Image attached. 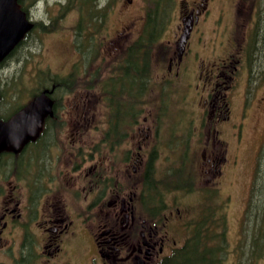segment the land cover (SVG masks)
I'll use <instances>...</instances> for the list:
<instances>
[{
    "label": "flooded vegetation",
    "instance_id": "af4514ba",
    "mask_svg": "<svg viewBox=\"0 0 264 264\" xmlns=\"http://www.w3.org/2000/svg\"><path fill=\"white\" fill-rule=\"evenodd\" d=\"M38 2L16 0L31 23L27 35L32 39L37 26L49 30V24L35 21ZM236 4L186 0L163 55H153L157 40L147 41L146 47L138 35L116 55L124 57L117 74L106 70L99 76L96 69L59 76L48 71V85L32 91L26 102L42 93L51 101L37 134L16 151L0 152V264H166L191 237L197 211L189 202L177 206L164 200L173 186L157 181L153 173L152 154L160 143L156 119L191 95L181 121L183 126L200 122L193 133L202 137L204 172L216 179L226 161L229 165L228 155L236 164L245 123L264 112V91L256 90L264 83V13L259 20L260 4L253 2L239 33ZM80 26L74 25L78 39L74 31L70 40L78 64L84 58L108 59L112 31L103 35V53H92L95 28L87 34ZM83 37L88 40L82 45ZM131 52L142 59L127 60ZM149 89L155 103L146 107L143 101L136 110ZM1 91L0 105L5 94L15 100L12 90ZM143 111L147 115L137 119ZM173 119L177 126V116ZM260 136L252 149L256 156L264 149V128ZM176 137L172 128L169 142ZM208 206L205 228L224 234L223 223L216 222Z\"/></svg>",
    "mask_w": 264,
    "mask_h": 264
},
{
    "label": "rangeland",
    "instance_id": "374dc122",
    "mask_svg": "<svg viewBox=\"0 0 264 264\" xmlns=\"http://www.w3.org/2000/svg\"><path fill=\"white\" fill-rule=\"evenodd\" d=\"M70 1L40 0L37 5L38 10L34 12L35 21L40 22L42 26H44L43 24H49V30L44 31L42 28H37L41 26H37V30L33 33L34 39L28 38L32 41L17 48L14 56L6 59L3 65L0 66V78L4 92H8V90L15 92V100L11 105L9 104L11 95L5 94L6 101L2 109H5V107H8V109L4 110L3 114L9 113L16 106L27 102L32 91L48 84V82L40 80L41 78L47 79L48 71L59 76L66 74L69 70H75L79 76L83 72L92 73L96 69H98V72L101 71L99 76L106 70L116 74L119 73V71H116L117 66L120 61H123L124 57L118 59L116 55L121 52L122 46L137 38L143 31L144 20L149 22L152 19V16H146L148 9L151 8L150 0H72L71 3ZM170 2V0H163L162 5L166 7ZM185 2L186 0H173L171 2L172 9L169 15L167 11L165 30L152 48L154 57L159 56V54L163 55L164 44L167 45L165 40L171 38V30L177 22L180 7L184 6ZM253 2L260 4V9L257 11L260 20L264 13V0H237L236 12L238 11L240 22L239 33L243 32L245 20L249 19L253 11L251 8ZM77 22L81 23L80 28L87 34L90 27L95 28V48L91 50L92 53H103V45H105L103 35L105 32L112 31V49L111 53L106 56L109 57L108 59L97 57L88 58L85 61L86 58H84L78 64V55L70 44L75 31L74 25ZM76 39H78V34ZM97 39H100V41H97ZM87 40L88 38L83 37L81 44L83 45ZM166 49L168 50V47ZM106 65L108 68H106ZM261 80L264 81V76ZM180 85L184 89L183 84L180 83ZM261 89L264 91V83L258 86L256 90L259 92ZM255 96L257 98L258 93H255ZM185 97H187V100L186 98L184 100V97L183 100H179V103H177V100L176 105L172 107L170 112L166 111L158 121L156 119V124H158L157 137L160 139V143L152 154L154 156L152 165H154L155 179L161 183L166 182V174L183 165L182 178L189 180L191 189L188 190L189 187L181 183L178 189L172 188L168 193L169 196L165 197L164 200L177 206L189 202L191 206L193 205L194 210L197 209L199 215L202 205L207 202L211 204V209L215 210L216 217H218V211H220L226 222L225 242L227 246L224 254H221L224 257L223 264H264V255L261 258H258L256 254V257L255 255H249L248 244L251 230L253 231V227L258 231L261 230L260 218L255 216L252 205L250 208H252L256 225L252 221L245 220V217L243 219L252 187L255 188L257 193L254 196V203L257 206L264 204V149L262 148L257 156L252 153V149L254 150V147L259 145L261 139L260 135L264 128V112L262 113V110L258 111L255 113L254 119L250 118L248 123H245L236 164L232 166L233 155H228L229 165L226 161V165L221 168V174L214 179L210 178V172L206 174L203 170L208 165H204L205 161L202 160L201 156L202 143L200 139L202 137L198 136L197 132L193 133V127L199 128L200 122L195 119L189 126L185 124L184 128L181 121L187 115L183 109L186 103H190L192 96L185 95ZM134 99L135 97L133 99L129 98V101L133 102ZM155 99V93L149 89V93L145 94L144 99L141 94V103L136 105V110L141 109L139 106L142 105L143 101L147 107L153 105ZM138 102L137 99L133 105ZM237 103H240L238 97L235 98V105ZM188 108L194 107L190 104ZM164 109L165 107H162L161 112H164ZM139 113L136 117L139 120L142 119L143 114L147 115V111ZM191 113V117H194L195 111ZM174 116H177V126L174 124ZM128 119H131L130 114ZM172 128L177 133L175 142H169L168 139ZM227 147L231 151L232 144ZM254 166L257 167V171L254 170ZM256 172L257 174H255ZM258 187H261V189L257 191ZM208 190H213L214 200L206 199V197L211 196ZM219 202H222L224 206L219 207ZM194 204L198 206L195 207ZM173 210H175V207Z\"/></svg>",
    "mask_w": 264,
    "mask_h": 264
},
{
    "label": "trees",
    "instance_id": "16d2710c",
    "mask_svg": "<svg viewBox=\"0 0 264 264\" xmlns=\"http://www.w3.org/2000/svg\"><path fill=\"white\" fill-rule=\"evenodd\" d=\"M72 1V0H71ZM70 1V3H71ZM163 0H150L151 8L148 10V16H152V19L147 22L148 25V37L144 38L146 41H150L152 43L155 41L154 37L151 36V33L157 32V35L164 28L165 20L164 16L167 15L170 10L171 2L166 7L162 5ZM169 1V0H168ZM171 1V0H170ZM23 10V9H22ZM27 40L25 36L20 44L23 45ZM147 47V43H146ZM17 49V48H15ZM149 58L148 53L145 55V61ZM141 56H139L136 52L128 53L127 60H141ZM3 64L0 63V66ZM146 67H147V63ZM134 67V65H130ZM132 70V69H130ZM67 79L62 80L60 85L65 82ZM2 80L0 78V87ZM132 80L130 79V83ZM19 108L15 107L10 111V114L16 112ZM257 174V172H256ZM169 178L168 176L166 177ZM175 178V179H174ZM170 179V178H169ZM182 173L177 171L176 175L171 179V184L174 189H178L180 182H183ZM259 185V184H258ZM257 187V186H256ZM261 187H258L257 191L260 190ZM189 190V189H188ZM255 188L252 187L250 198L247 203V210L244 213L245 220L252 221L256 225V221L252 215L251 205L254 207L255 216L260 218L261 230L258 231L253 227V231L251 230L250 239L248 244L249 255H257L258 258H261L264 255V204L256 205L255 202ZM257 210V213H256ZM211 213L208 212L207 209H203L200 213V217L198 222H195L194 230L191 234L190 238L184 240L181 247L177 248L174 252L173 256L167 259L166 264H222L223 263V253L224 249H226L225 242V232L224 234H216L211 233L205 228V224ZM212 215L216 218V222L223 223L224 225V216L218 213V217H216L215 212H212ZM218 219V220H217ZM223 233V232H221ZM216 243V244H215ZM222 254V255H221ZM255 255V257H256Z\"/></svg>",
    "mask_w": 264,
    "mask_h": 264
},
{
    "label": "water",
    "instance_id": "95a60500",
    "mask_svg": "<svg viewBox=\"0 0 264 264\" xmlns=\"http://www.w3.org/2000/svg\"><path fill=\"white\" fill-rule=\"evenodd\" d=\"M15 0H0V61L30 28L25 14L14 8ZM50 99L41 94L7 121L0 120V151L17 150L33 139L42 117L50 112Z\"/></svg>",
    "mask_w": 264,
    "mask_h": 264
},
{
    "label": "bare ground",
    "instance_id": "6f19581e",
    "mask_svg": "<svg viewBox=\"0 0 264 264\" xmlns=\"http://www.w3.org/2000/svg\"><path fill=\"white\" fill-rule=\"evenodd\" d=\"M37 86V85H36Z\"/></svg>",
    "mask_w": 264,
    "mask_h": 264
}]
</instances>
